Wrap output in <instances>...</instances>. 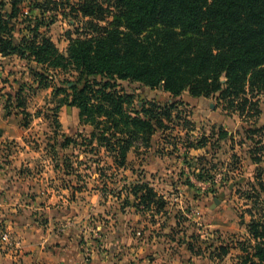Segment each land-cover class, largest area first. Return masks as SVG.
Wrapping results in <instances>:
<instances>
[{"label": "trees", "instance_id": "1", "mask_svg": "<svg viewBox=\"0 0 264 264\" xmlns=\"http://www.w3.org/2000/svg\"><path fill=\"white\" fill-rule=\"evenodd\" d=\"M24 2L33 3L43 13L51 11L49 16L42 15L43 19L49 17V22L35 17L16 29L17 24L26 21L19 20L20 5ZM58 16L73 22V30L66 32L68 43L64 53L41 30ZM0 55L24 59L38 86H44L45 81L52 84L54 92H61V102L55 109L62 104L78 108L80 122L92 127L87 136L78 135L86 148L84 153L98 154L104 147L112 155L113 163L125 168L130 163L126 156L132 145L135 154H140L141 146L152 147L155 134L163 139L172 136L167 130L179 126L186 130L184 136L178 133L173 138L184 141L187 156L190 149L204 148L214 134L203 133L193 142L179 122L173 120L166 127L164 123L171 121L172 111L184 105L182 93L191 97L217 93L216 98L224 100L231 109H242L244 102L249 101L248 94L264 91V0H0ZM70 66L77 72L74 81L66 78ZM120 81L137 82L151 89L162 87L172 97L180 98L163 105V117L154 109L155 112L144 110L143 105L141 110H135L128 108L133 94ZM21 93L18 89L8 96L10 105L23 107ZM26 125L24 120L23 126ZM59 137L63 148L76 141L66 134ZM254 143L260 144L261 140ZM253 151L247 152L252 163L257 157ZM202 160L205 158L195 157L188 164L189 169L197 180H212L210 170L203 172L206 166L195 170ZM260 165L244 192L245 198L253 201L247 212L255 242L253 253H247L245 258L240 255L241 264H264V205L260 206L264 199L259 200L264 195V166ZM237 166L234 171H241L242 167ZM62 169L68 174L73 169L71 162L63 161ZM232 172L228 170L223 180L227 186L232 183L237 187L238 181H244L243 175L237 172L238 180L229 176ZM184 183L195 185L190 179ZM123 189L126 192L121 212L126 211L130 198L133 202L129 207L136 211L159 213L166 206L165 198L140 177L119 190L110 188V192L120 196ZM190 237L197 241V235ZM188 247L194 249L191 243ZM231 247L225 241L220 243L216 246L217 256L228 254Z\"/></svg>", "mask_w": 264, "mask_h": 264}, {"label": "rangeland", "instance_id": "2", "mask_svg": "<svg viewBox=\"0 0 264 264\" xmlns=\"http://www.w3.org/2000/svg\"><path fill=\"white\" fill-rule=\"evenodd\" d=\"M32 5L31 2H24L20 5L19 20L26 21L21 25L17 24L16 29L23 28L22 26H26L28 20L35 17L41 21L49 22L50 18L43 19L42 15L49 16L52 12L45 10L43 13L41 8ZM72 23V20L68 22L58 16L48 27L43 25L41 30H45L57 49L64 53L68 43L66 32L73 30ZM16 34L18 35L17 32ZM72 36L75 35L72 34ZM74 69L72 66L66 69L68 80H75L77 72ZM63 71L60 70V72ZM29 72L24 59L15 55L0 57V114H13L7 121L0 120L6 126H10L13 133L11 139L0 138V147L7 146L8 149H13L17 161H32L33 166L36 167L32 172L28 169V174L33 173V176H37L42 171L41 165L44 160L55 161L58 166L68 160L74 169H71L67 175L73 176L81 191L82 187L86 186L97 191L100 195L98 205L102 209H108L113 215L116 212L118 215L120 214L126 191L123 189L122 194L116 196L115 193L110 192V188L119 190L123 184L128 185L129 182H135L138 177L142 176L155 179V183L156 179H162L160 184L157 183L152 187L154 189L157 187L160 195L169 196L170 199L165 200L171 211L179 218L182 215L180 211H177V208L184 210L185 213L192 214L194 212L193 221L191 224L187 223L190 230H193L194 225L198 222L200 234L204 238L210 236L209 238L216 239L221 235L223 236L222 241L224 240L233 247L228 252L224 264H241V259L245 258L247 253H253L252 244L255 242V235L250 232L248 225L250 216L247 212L253 207V201L246 199L244 192L248 188V182L254 181L253 176L257 171V166L260 164V166H264V91L253 96L248 94L249 101L244 102L242 109H231L224 100L216 98L217 93L209 97H191L187 92L182 93L181 99L184 105H179V110L172 111L171 121L164 123L166 127L169 128L171 126L169 123L173 120L174 123L179 122L188 130L190 140L203 133L208 136L211 133L214 134L212 141L207 143L204 148L196 149L197 153L194 156L205 158L202 162L197 163L198 167H195V170L198 171L200 166H206L203 172L207 173L210 170L208 175L211 174L213 178L212 180H197L188 165L194 162L192 154L187 153L185 156L186 151L182 145L184 141L173 138L178 133L181 134L180 136H184L183 132L186 130L179 126L173 127L171 131L166 129L167 133H172V136L160 138L159 142H155L157 144L152 145L149 149L141 146L139 153L142 152V154H135L132 145L126 156L130 163L125 168L117 167L113 163L112 155L104 147L100 148L98 154L84 153L83 150L86 148L78 135L87 136L91 132V125L80 122L77 107L62 104L59 109H55L54 107L61 102V96H63L61 92H54L52 84H46L45 81L43 82L44 86H38L36 77ZM61 79H63V74H60ZM120 84L127 92L133 94V101L128 108L138 110L143 105L144 110L154 109L162 117L163 105L167 101L180 98L172 97L161 87L151 89L140 83L129 81H120ZM18 89L22 90L21 94L24 98L23 107L20 109L10 105V99H8V96L13 95ZM235 106L237 108L239 104L237 103ZM22 109L28 114H23ZM54 116H56V123L53 121ZM24 120L27 123V128L23 126ZM18 133H21V138L16 139ZM60 134L70 135L76 141L63 148L60 146L62 141L59 137ZM155 135L158 136L159 133ZM256 140H261V143L255 145ZM56 141L57 143H55ZM173 141L176 142L172 144ZM253 149V153L257 157L256 162L252 163L247 152ZM150 160L153 161V164ZM237 161L242 167L241 171H234V168L238 167ZM156 166H159L161 171L154 170ZM161 168H165L164 170L169 172H165ZM228 170L233 171L228 173L229 176L236 177L238 180L240 177L237 172H241L244 181H238L237 187H233L231 183L232 186L229 188L230 185L227 186L226 181L223 180ZM60 172L64 174L63 169ZM62 174H60L61 178ZM262 175H264V171ZM168 176H171L169 181L163 180ZM60 177L58 176L59 179ZM128 177L131 178L130 181L127 180ZM186 179H190V183L195 184L189 195L186 194L185 186L181 184V180L184 182ZM215 193L217 196L214 195ZM214 198L220 199V202L210 209L209 206L214 202ZM262 199H264V195L259 200ZM129 202L130 204L133 202L131 198ZM263 205L260 203V206ZM129 206H126L125 210H135L134 207ZM178 206H182V208ZM139 208L142 209L143 206L140 205ZM196 210H199L200 213H196ZM93 218L98 221L101 217L93 216ZM93 229L97 233L100 232L95 227ZM81 241L84 239L82 238ZM240 255L243 257L241 258Z\"/></svg>", "mask_w": 264, "mask_h": 264}, {"label": "crops", "instance_id": "3", "mask_svg": "<svg viewBox=\"0 0 264 264\" xmlns=\"http://www.w3.org/2000/svg\"><path fill=\"white\" fill-rule=\"evenodd\" d=\"M11 115L0 114V120L7 121ZM12 137L10 126L0 122V138ZM17 138H21V133ZM159 140L160 134L154 135L153 145ZM197 150L190 149L193 160ZM56 164L44 160L42 171L33 176L27 173L36 167L32 161H17L13 149L0 147V235L10 231L20 240L14 251L4 249L0 242V264H224L228 254L218 257L216 253V246L224 243L223 236L204 238L196 221L192 224L195 228L190 230L187 223L193 221L194 212L185 213L177 208L182 215L179 218L167 202L159 213L126 210L113 215L98 205L97 191L87 186L81 191L73 176L62 174V165ZM140 178L151 186L162 181ZM169 179L171 176L163 178ZM181 184L189 195L193 187L182 180ZM93 216L101 218L97 221ZM191 234L197 235L196 242Z\"/></svg>", "mask_w": 264, "mask_h": 264}, {"label": "built area", "instance_id": "4", "mask_svg": "<svg viewBox=\"0 0 264 264\" xmlns=\"http://www.w3.org/2000/svg\"><path fill=\"white\" fill-rule=\"evenodd\" d=\"M0 242L3 244L4 249L8 247V250L12 251L20 246V240H18L10 231H4L0 235Z\"/></svg>", "mask_w": 264, "mask_h": 264}, {"label": "water", "instance_id": "5", "mask_svg": "<svg viewBox=\"0 0 264 264\" xmlns=\"http://www.w3.org/2000/svg\"><path fill=\"white\" fill-rule=\"evenodd\" d=\"M231 186L232 185H230L229 188H231ZM219 202H220V199L214 198V202L211 204L210 209L214 208L216 206V204H218Z\"/></svg>", "mask_w": 264, "mask_h": 264}]
</instances>
